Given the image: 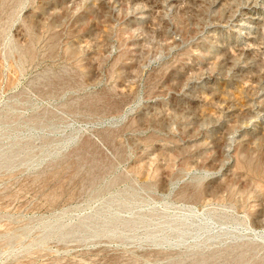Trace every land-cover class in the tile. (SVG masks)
I'll return each instance as SVG.
<instances>
[{
    "label": "rangeland",
    "instance_id": "1",
    "mask_svg": "<svg viewBox=\"0 0 264 264\" xmlns=\"http://www.w3.org/2000/svg\"><path fill=\"white\" fill-rule=\"evenodd\" d=\"M0 264H264V0H0Z\"/></svg>",
    "mask_w": 264,
    "mask_h": 264
},
{
    "label": "bare ground",
    "instance_id": "2",
    "mask_svg": "<svg viewBox=\"0 0 264 264\" xmlns=\"http://www.w3.org/2000/svg\"><path fill=\"white\" fill-rule=\"evenodd\" d=\"M254 9H255V7L253 6V7H250L247 11H249L250 12L249 14L251 15L252 12L255 11ZM255 19H257V18H255ZM239 24L240 25L238 27H240V26H246V24H248L249 26H252V27L255 26V25H257L256 24V21H251V22L250 21H241ZM242 30H244V29H242Z\"/></svg>",
    "mask_w": 264,
    "mask_h": 264
}]
</instances>
